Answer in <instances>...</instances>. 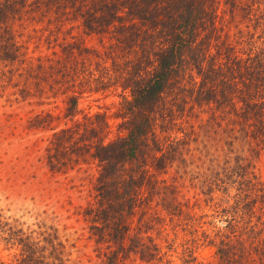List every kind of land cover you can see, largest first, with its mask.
<instances>
[{
  "label": "trees",
  "instance_id": "trees-1",
  "mask_svg": "<svg viewBox=\"0 0 264 264\" xmlns=\"http://www.w3.org/2000/svg\"><path fill=\"white\" fill-rule=\"evenodd\" d=\"M0 59L62 103L42 159L90 183L92 264H264V0H0ZM0 264L64 244L0 213Z\"/></svg>",
  "mask_w": 264,
  "mask_h": 264
},
{
  "label": "rangeland",
  "instance_id": "rangeland-1",
  "mask_svg": "<svg viewBox=\"0 0 264 264\" xmlns=\"http://www.w3.org/2000/svg\"><path fill=\"white\" fill-rule=\"evenodd\" d=\"M16 68L17 61L0 59V72L5 71L0 75V213L33 227L37 222L54 226L64 244L66 263L92 264V240L81 213L76 212L90 183L82 179L81 167L51 173L42 159L49 130L41 127L63 126L62 103L52 100L50 92H37L26 85L25 78L13 73ZM97 105L101 102H81L84 110L92 111ZM46 111L51 116L41 118ZM256 165L260 167L261 162Z\"/></svg>",
  "mask_w": 264,
  "mask_h": 264
}]
</instances>
